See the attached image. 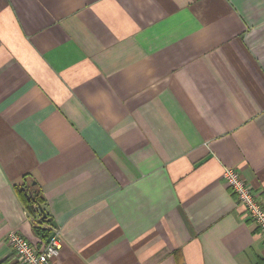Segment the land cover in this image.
Listing matches in <instances>:
<instances>
[{
    "label": "crops",
    "instance_id": "crops-1",
    "mask_svg": "<svg viewBox=\"0 0 264 264\" xmlns=\"http://www.w3.org/2000/svg\"><path fill=\"white\" fill-rule=\"evenodd\" d=\"M224 168L264 203V0H0V264L26 181L49 264H257Z\"/></svg>",
    "mask_w": 264,
    "mask_h": 264
},
{
    "label": "built area",
    "instance_id": "built-area-1",
    "mask_svg": "<svg viewBox=\"0 0 264 264\" xmlns=\"http://www.w3.org/2000/svg\"><path fill=\"white\" fill-rule=\"evenodd\" d=\"M222 178L238 204L244 209L246 216L264 237V203L255 196L250 186L236 170L224 168ZM7 242L16 257L17 264H49L58 257L63 246L56 229L52 230L40 246L32 244L18 232H10Z\"/></svg>",
    "mask_w": 264,
    "mask_h": 264
},
{
    "label": "trees",
    "instance_id": "trees-1",
    "mask_svg": "<svg viewBox=\"0 0 264 264\" xmlns=\"http://www.w3.org/2000/svg\"><path fill=\"white\" fill-rule=\"evenodd\" d=\"M24 178H26V176H24ZM15 190L31 220L35 233L38 234L41 239L46 240L51 232L49 227L52 224V220L45 210V199L39 185L34 182L26 181L20 186H15ZM43 216L45 217L43 218ZM263 263L264 260H259L257 262V264Z\"/></svg>",
    "mask_w": 264,
    "mask_h": 264
},
{
    "label": "water",
    "instance_id": "water-1",
    "mask_svg": "<svg viewBox=\"0 0 264 264\" xmlns=\"http://www.w3.org/2000/svg\"><path fill=\"white\" fill-rule=\"evenodd\" d=\"M45 216H43V218H44Z\"/></svg>",
    "mask_w": 264,
    "mask_h": 264
}]
</instances>
